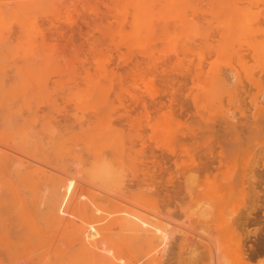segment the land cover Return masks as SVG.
Here are the masks:
<instances>
[{
    "label": "rangeland",
    "instance_id": "rangeland-1",
    "mask_svg": "<svg viewBox=\"0 0 264 264\" xmlns=\"http://www.w3.org/2000/svg\"><path fill=\"white\" fill-rule=\"evenodd\" d=\"M247 117L263 123L251 150ZM263 128L264 0H0V264H185L186 249L133 245V226L109 228L80 191L229 244L221 221L257 210L246 174L264 162ZM145 177L179 199L149 203ZM103 240L115 251L96 252Z\"/></svg>",
    "mask_w": 264,
    "mask_h": 264
},
{
    "label": "bare ground",
    "instance_id": "bare-ground-1",
    "mask_svg": "<svg viewBox=\"0 0 264 264\" xmlns=\"http://www.w3.org/2000/svg\"><path fill=\"white\" fill-rule=\"evenodd\" d=\"M223 79L225 81L227 80L226 78H222V80ZM243 98L245 100V97ZM249 101L252 100L250 99ZM247 118L249 119L246 120V123L243 125V129L247 130L248 135L238 141L239 144L244 146L247 145L250 146L249 143L251 142L249 140L252 138L251 136L253 135L254 132H257V130L261 129L263 124L262 122H259L255 119H254L255 121L250 120V117ZM233 122H236V120L231 122L233 130L236 131L237 128ZM226 124H229L228 120L226 121ZM249 146H247L248 147L247 149L249 150L253 149V147H249ZM254 162L255 164L259 163L257 159H255ZM206 166H202L204 170H206L207 168ZM93 168L95 169L94 171L92 170V174H93L92 176L94 177L96 176L98 177L101 176L106 178L117 177V172L107 166H95ZM244 171L246 172L247 169L244 168ZM202 172L204 171L202 170ZM146 173L150 175L153 172L151 173L150 170V172L145 171V174ZM246 176H247V182L249 184L248 193L250 194L249 195L250 202L252 206L257 208V210L254 212L249 209L246 210L244 213L233 215L229 219L224 218L223 221H221L222 223L221 230L223 229V231L221 232L222 236L224 237V232L226 233L227 230L232 232V235L229 237V240L231 241L229 242V244L223 243L218 235L216 237H214V235L213 236L211 235V237L204 238L207 239L206 241H203L204 239H201L200 241L199 239L197 241L196 239H194L191 242H188V238H187L188 229L184 231L179 229L174 231L172 227L165 228L164 226L166 221L163 220L165 218L160 217L157 213H155L156 211L145 209L143 207L144 201H141L142 204H135L134 202L132 203V201L130 202L129 200L128 202L127 201L124 202L123 200L118 201L117 198H116L117 200H113L107 197L101 199L102 201L98 203L99 200L96 197H94V194L91 192L90 193L93 196L90 195L89 193H87L88 194L87 196L85 191L84 192L80 191L78 195L81 196V202L84 204L89 203L88 201L90 199L93 201L92 203H96V205L98 204V208L101 210L103 215V220H105V224L106 226H109V228H111L110 222L112 221V219H118L133 226L131 228V230H133V233L131 235L128 234V239L133 243V245H137L140 247L146 246L149 249L160 252L161 249H164L166 254L172 253V256L173 253L175 254V252H179L182 249H186L188 257H185L183 259V262H185V264H200L202 261L205 260H207L206 264H230V261H233L232 257L229 254V250L231 249V247L235 248L241 260H244L245 258L255 259L256 257L258 256L260 257L261 255L264 254V162L259 164L258 167L255 165L250 167V170L246 174ZM59 178H60V182L63 184V186L67 191L69 192L72 190L77 191L76 190L77 178L74 175L71 176L68 175L67 178L66 177H59ZM145 178L147 179V177ZM145 178L142 179V182L140 181L141 183H137V185H138V190H141L143 197L146 196L145 199L149 203L151 204L158 203L159 198L162 199L164 203L167 202L168 204L179 199L180 190H178V188L177 189L174 188L173 185L172 187L175 190H172L173 188H170L166 183L164 184L166 180L163 182V184L161 183L160 186L159 183L160 181L157 182L158 180L156 181V177L154 180L149 178L151 180L147 179V181H145ZM191 179L194 180L195 178L192 176ZM171 180L173 183L174 176L173 179ZM155 181L156 183L159 184H156ZM183 184H180L179 182V185H183ZM165 185H167L169 188L167 187L168 189H166ZM248 193L247 192L244 193V189L242 188V194L248 195ZM89 195L91 197H89ZM207 207L209 208V205ZM204 209L207 210V208ZM204 213L208 214V212H205V210L204 212L202 211L200 214L205 215ZM120 225L122 228L124 227L122 223ZM252 225H259V226L255 228H250ZM176 233H180V234H176ZM115 234L119 235L120 233L116 232ZM252 234L253 236H255L254 244L250 243L253 237ZM200 236H202V234ZM196 237L198 236L196 235ZM248 237H250L251 239L247 240ZM111 247L112 246L108 243L107 240L99 241L96 252L105 253V251H108V249L114 250V247L113 248ZM118 249L120 248H116V250ZM179 257H181L180 254Z\"/></svg>",
    "mask_w": 264,
    "mask_h": 264
}]
</instances>
